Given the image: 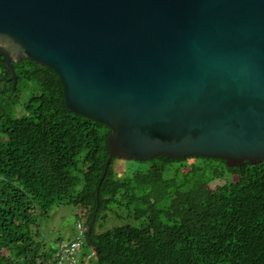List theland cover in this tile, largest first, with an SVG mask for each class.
I'll return each mask as SVG.
<instances>
[{
    "label": "water",
    "instance_id": "obj_1",
    "mask_svg": "<svg viewBox=\"0 0 264 264\" xmlns=\"http://www.w3.org/2000/svg\"><path fill=\"white\" fill-rule=\"evenodd\" d=\"M0 57L59 75L109 158L264 160V0H0Z\"/></svg>",
    "mask_w": 264,
    "mask_h": 264
},
{
    "label": "trees",
    "instance_id": "obj_2",
    "mask_svg": "<svg viewBox=\"0 0 264 264\" xmlns=\"http://www.w3.org/2000/svg\"><path fill=\"white\" fill-rule=\"evenodd\" d=\"M14 67L16 88L0 80V264H59L41 221L61 205L86 213L82 264L93 250L95 264H264V160L158 155L118 176V157L105 171L111 129L67 107L56 71L31 59ZM27 87L30 115L14 117L2 101ZM227 172L238 179L209 186ZM178 195L183 211L170 218ZM111 214L128 222L100 230Z\"/></svg>",
    "mask_w": 264,
    "mask_h": 264
},
{
    "label": "rangeland",
    "instance_id": "obj_3",
    "mask_svg": "<svg viewBox=\"0 0 264 264\" xmlns=\"http://www.w3.org/2000/svg\"><path fill=\"white\" fill-rule=\"evenodd\" d=\"M34 93L33 87L21 88L18 92L17 97L14 99H5L2 104L7 107L10 111L9 113L14 117L29 116L30 111L27 109V103L29 98ZM195 160L190 159L187 163H193ZM148 162H139L137 160H126L123 158H117L114 162V171L118 176H126L132 172L144 169L147 167ZM81 168L84 167L83 163L79 164ZM238 179L237 175L226 174L224 179H218L213 181L209 186L214 189L218 185L224 184L227 180ZM184 199L182 195H178L174 198L172 207L168 213L170 218L179 216L183 211ZM82 208L74 205H61L54 207L47 217H44L41 221V234L42 237L51 242H56V244H61L64 241L73 239L76 234V225L78 222L86 220ZM86 214V213H85ZM127 220L119 219L115 217V214H111L106 222L105 226L100 230L106 229L111 226L119 225L125 223ZM128 222V221H127Z\"/></svg>",
    "mask_w": 264,
    "mask_h": 264
},
{
    "label": "built area",
    "instance_id": "obj_4",
    "mask_svg": "<svg viewBox=\"0 0 264 264\" xmlns=\"http://www.w3.org/2000/svg\"><path fill=\"white\" fill-rule=\"evenodd\" d=\"M86 230V226L82 222H78L76 225V234L73 239L64 241L58 245L57 256L59 258V264H82L81 253ZM95 256L96 251L93 250L86 257V262L83 264H95Z\"/></svg>",
    "mask_w": 264,
    "mask_h": 264
},
{
    "label": "flooded vegetation",
    "instance_id": "obj_5",
    "mask_svg": "<svg viewBox=\"0 0 264 264\" xmlns=\"http://www.w3.org/2000/svg\"><path fill=\"white\" fill-rule=\"evenodd\" d=\"M5 76H8L7 74H5Z\"/></svg>",
    "mask_w": 264,
    "mask_h": 264
}]
</instances>
